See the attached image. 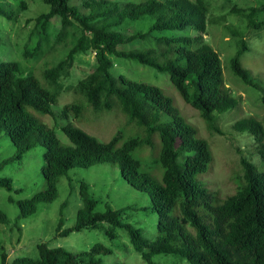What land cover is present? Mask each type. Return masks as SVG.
<instances>
[{
	"label": "trees",
	"instance_id": "obj_1",
	"mask_svg": "<svg viewBox=\"0 0 264 264\" xmlns=\"http://www.w3.org/2000/svg\"><path fill=\"white\" fill-rule=\"evenodd\" d=\"M42 1L49 9L35 18L36 29L47 33L56 19L54 46L64 45L65 56L55 65L47 64L42 72L32 74L23 72L17 61L0 62V135L6 132L15 146L14 155L0 161V170L22 160L26 152L38 145L46 149L43 171L46 187L18 202L20 214L14 225L21 231L20 219L36 213L40 203L54 202L59 196V179L71 169L114 164L125 181L150 196L158 214L157 238L149 241L140 229L123 222V209L106 204L104 212H97L98 200L90 194L86 182L80 185L83 205L75 226L63 229L61 220L58 235L68 236L73 231L96 228L107 222L110 224L107 235L116 238V228H124L133 247L148 264H154L153 257L157 254H174L191 264H264V170L242 156L239 183L233 193L222 197L204 179L214 162L211 139L201 135L199 126L192 123L173 95L157 85L131 80L114 71V60L120 58L168 74L183 102L198 112L207 129L222 134L218 117L236 108L239 98L227 85L221 54L205 41L208 26L215 23L209 18L210 3ZM233 13L245 17L249 28L264 27V4L235 8ZM0 15L13 19L3 6ZM145 16L154 19L148 30L132 34L120 30L129 21ZM259 16L263 17L257 21ZM224 27L239 37L238 50L230 60L232 74L255 87L241 63V56L250 49L246 39L230 25ZM140 39L152 44L140 49H119ZM88 51L96 56L93 70L75 84L72 101L59 114L54 113L52 107L61 95L62 77L68 74L76 55ZM35 52V56L41 53V43ZM115 108L120 112V124L129 128V137L118 130L111 139L103 141L70 123L62 128L70 140L66 144L43 119L46 115L55 120L79 118L84 113L87 117H104ZM233 128L252 135L264 149V126L260 120L246 116L238 119ZM148 154L162 167V176L144 168L142 158ZM69 181L71 184L72 180ZM0 187L12 191L13 181L0 177ZM9 221L0 212V222ZM38 248V259L16 258L13 264H103V257L113 253L101 243L77 254L45 243ZM6 257L3 254L2 264H6Z\"/></svg>",
	"mask_w": 264,
	"mask_h": 264
},
{
	"label": "rangeland",
	"instance_id": "obj_2",
	"mask_svg": "<svg viewBox=\"0 0 264 264\" xmlns=\"http://www.w3.org/2000/svg\"><path fill=\"white\" fill-rule=\"evenodd\" d=\"M120 2H142L144 0H117ZM210 3L209 18L215 23L208 26L205 41L210 43L221 54L227 85L233 94L239 98V105L220 114L217 125L222 134L211 133L198 112L186 105L175 87L170 76L140 63L125 59H115L114 71L124 74L127 78L139 82H146L163 88L174 96L177 105L189 116L201 135L211 139L214 150L212 168L205 174L204 179L209 187L217 191L222 197L233 193L239 183L241 175V157L246 156L264 170V149L254 137L248 133L234 130L233 124L240 118L253 116L264 126V27L254 29L248 27V21L240 14L233 13V9H249L264 4V0H207ZM80 0H73L79 3ZM25 4L22 7V5ZM3 6L13 15L7 19L0 15V62L17 61L23 72L32 74L42 72L47 64L55 65L65 56V46H54L58 21H53L48 32L36 29L35 18L40 12L48 11L49 7L42 0H0ZM263 16L256 18L260 21ZM154 19L145 16L141 19L129 21L120 30L123 34L146 31ZM230 25L247 41L249 51L241 56L242 65L248 70L255 82V87L244 84L237 79L230 70V60L238 50V35L231 33L224 26ZM193 34L192 31H189ZM183 34V33H180ZM188 34V33H187ZM171 35V34H168ZM41 43V53L35 50ZM152 43L136 40L119 47L121 50L140 49ZM27 55V56H26ZM96 56L93 52L79 53L75 57L73 66L67 75L62 77V91L57 102L53 105V112L59 114L65 104L74 98L73 87L86 77L95 64ZM91 110V108H89ZM92 115V114H91ZM87 117L84 113L79 118L55 120L52 116H43L44 121L53 127L59 139L70 144L68 136L62 128L70 123L85 129L100 140L106 141L118 131L122 130L126 137L129 128L121 123L120 112L117 108L111 112ZM138 134V132H134ZM149 149V148H146ZM45 147L38 145L26 152L22 160L9 163L0 170V177H8L13 181V190L0 187V212L10 220L9 223L0 222V264L2 256L6 254V264H13L16 258L29 257L38 259L39 248L42 243L49 247H64L77 254L90 250L95 244L101 243L113 250L112 254L103 257V264H148L142 255L135 250L129 233L124 228H116V238H110L107 230L110 224L102 222L96 228H86L73 231L68 236L58 235L61 220L63 229L72 228L77 222V213L83 202L80 196L81 182H86L90 194L98 200L97 212H104L106 204L114 209H123L122 220L140 229L147 240L153 241L158 236V214L153 210L150 196L141 192L125 181L121 170L114 164H98L88 168L75 167L58 182L59 196L51 203H40L36 213L19 220L21 231L14 225L15 218L20 214L18 202L31 198L34 194L45 189L43 171L46 167ZM146 153L148 150H145ZM151 151V150H150ZM149 151V152H150ZM15 146L9 135H0V161L13 156ZM137 155L139 153L137 152ZM144 168L158 177L163 169L148 154L142 158ZM69 179L72 180L70 184ZM12 199V201H11ZM19 225V226H20ZM154 264H191L174 254H157L153 257Z\"/></svg>",
	"mask_w": 264,
	"mask_h": 264
}]
</instances>
